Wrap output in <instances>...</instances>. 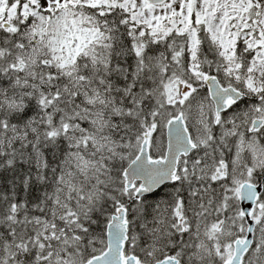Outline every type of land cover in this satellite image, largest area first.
Returning a JSON list of instances; mask_svg holds the SVG:
<instances>
[{
  "label": "snow or ice",
  "instance_id": "snow-or-ice-1",
  "mask_svg": "<svg viewBox=\"0 0 264 264\" xmlns=\"http://www.w3.org/2000/svg\"><path fill=\"white\" fill-rule=\"evenodd\" d=\"M0 264H264V0H0Z\"/></svg>",
  "mask_w": 264,
  "mask_h": 264
}]
</instances>
